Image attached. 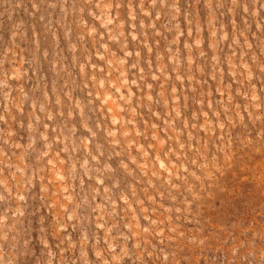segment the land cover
I'll use <instances>...</instances> for the list:
<instances>
[{"label":"rangeland","instance_id":"rangeland-1","mask_svg":"<svg viewBox=\"0 0 264 264\" xmlns=\"http://www.w3.org/2000/svg\"><path fill=\"white\" fill-rule=\"evenodd\" d=\"M0 264H264V0H0Z\"/></svg>","mask_w":264,"mask_h":264}]
</instances>
